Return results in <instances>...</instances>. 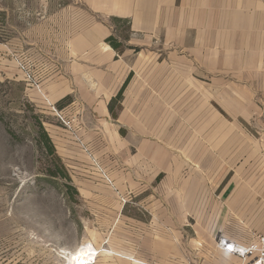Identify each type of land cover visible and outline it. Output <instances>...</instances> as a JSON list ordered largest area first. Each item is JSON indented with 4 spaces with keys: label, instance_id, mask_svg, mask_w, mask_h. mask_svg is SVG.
I'll return each instance as SVG.
<instances>
[{
    "label": "rangeland",
    "instance_id": "1",
    "mask_svg": "<svg viewBox=\"0 0 264 264\" xmlns=\"http://www.w3.org/2000/svg\"><path fill=\"white\" fill-rule=\"evenodd\" d=\"M72 7L84 9L72 0H0V264H70L82 247L104 250L96 264L238 262L235 257L222 262L217 238L248 243L264 234L262 194H256L252 209L217 211L210 201L207 209L193 208L186 232L206 240L192 241L178 256L170 241V225L183 213L176 207L184 199V147L152 146L144 138L198 137L197 123L185 125L191 130L177 129L184 124L173 121L176 110L168 108L152 120L135 103L146 99L131 93L184 89L187 83L167 81L161 70L155 80L157 74L143 66L126 89L128 103L116 99L112 113L106 112L110 89L102 76L88 84L91 89L69 80L72 92L58 104L46 95L41 71L56 58L47 51L64 42L57 40V19L45 17V11L53 15ZM67 17L58 22L71 25ZM93 90L104 96H85ZM53 107L71 128L60 123ZM36 120L60 161L45 149ZM59 166L71 182L59 176ZM192 182L200 189L198 177ZM192 197L195 206L200 195Z\"/></svg>",
    "mask_w": 264,
    "mask_h": 264
},
{
    "label": "crops",
    "instance_id": "2",
    "mask_svg": "<svg viewBox=\"0 0 264 264\" xmlns=\"http://www.w3.org/2000/svg\"><path fill=\"white\" fill-rule=\"evenodd\" d=\"M72 2L84 9L62 8L53 15L45 11V17L57 19V40L64 42L63 48L47 51L56 58L41 71L44 91L54 103L71 94L69 80L91 89L88 84L102 76L110 89L106 112L112 113L124 83L143 66L157 74L155 80H160L161 70L167 76L163 79L187 83L184 89L131 93L146 99L135 103L152 113V120L168 108L176 110L173 121L184 124L177 129L191 130L185 125L197 123L198 137L144 138L152 146L184 147V199L176 207L183 213L170 225L174 255L185 252L192 241L206 240L186 232L193 208L207 209L210 201L217 211L252 209L256 194H262L264 202V0ZM68 15L71 25H61L60 16ZM96 17L105 21L97 22ZM117 19L128 22V38L121 36ZM110 37L122 45L120 50L106 43ZM85 96L104 95L93 90ZM123 97L128 103L126 90ZM191 147H198V153ZM197 177L200 189L192 182ZM193 194L200 195L195 206ZM229 259L222 254V262Z\"/></svg>",
    "mask_w": 264,
    "mask_h": 264
},
{
    "label": "built area",
    "instance_id": "3",
    "mask_svg": "<svg viewBox=\"0 0 264 264\" xmlns=\"http://www.w3.org/2000/svg\"><path fill=\"white\" fill-rule=\"evenodd\" d=\"M53 111L62 125L71 128V123L61 113H58L55 107ZM217 249L225 256L239 259L242 264H264V234L257 235L248 243L220 235L217 238Z\"/></svg>",
    "mask_w": 264,
    "mask_h": 264
},
{
    "label": "trees",
    "instance_id": "4",
    "mask_svg": "<svg viewBox=\"0 0 264 264\" xmlns=\"http://www.w3.org/2000/svg\"><path fill=\"white\" fill-rule=\"evenodd\" d=\"M115 22L124 25L125 28L127 29V24L128 22L123 21V20H115ZM117 39L115 37H110L109 39H107L106 43L109 44L113 49L115 50H120V48L122 47L121 44L117 43ZM131 80V76H129V78L126 80V82L124 83L123 87L121 88L118 96H117V100H121L122 99V95L124 93V91L126 90L129 82ZM112 110V108H111ZM37 121V128L39 130V135L41 137L42 142L44 143L45 149L48 151L49 155L52 156L55 160V162L60 161V159L57 157L56 155V149L54 147V144L52 142V139L50 138L49 134L47 133L44 125L42 124V122H40L39 120ZM59 169V176H61L62 178H64L65 180H67L68 182H71V178L68 175V173L66 172V170L63 167H58ZM69 190L71 192H74L76 194H78L77 189H75L74 187H69Z\"/></svg>",
    "mask_w": 264,
    "mask_h": 264
},
{
    "label": "bare ground",
    "instance_id": "5",
    "mask_svg": "<svg viewBox=\"0 0 264 264\" xmlns=\"http://www.w3.org/2000/svg\"><path fill=\"white\" fill-rule=\"evenodd\" d=\"M101 253H104V250L99 251L90 247H82L72 255L70 264H96Z\"/></svg>",
    "mask_w": 264,
    "mask_h": 264
}]
</instances>
